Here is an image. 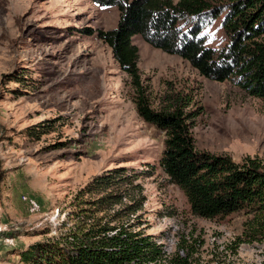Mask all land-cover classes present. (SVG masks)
Masks as SVG:
<instances>
[{
    "label": "rangeland",
    "instance_id": "1",
    "mask_svg": "<svg viewBox=\"0 0 264 264\" xmlns=\"http://www.w3.org/2000/svg\"><path fill=\"white\" fill-rule=\"evenodd\" d=\"M220 17L204 29L206 43L216 48L228 41ZM118 18L116 6L91 0H0V264H31L20 252L58 234L63 221L123 224L150 235L162 248L157 264L179 250H192L193 264H264V241L243 235L248 214L193 215L163 172L164 133L138 115L130 79L110 47L96 32H84L113 28ZM132 40L152 109L190 99L186 109L201 110L193 127L197 149L235 161L258 155L264 162L261 99L232 81L200 75L139 35ZM115 168L132 182L81 197ZM110 191L122 194L120 201L94 203ZM80 198L92 201L81 204L88 217L71 214ZM237 237L245 241L234 255Z\"/></svg>",
    "mask_w": 264,
    "mask_h": 264
},
{
    "label": "trees",
    "instance_id": "2",
    "mask_svg": "<svg viewBox=\"0 0 264 264\" xmlns=\"http://www.w3.org/2000/svg\"><path fill=\"white\" fill-rule=\"evenodd\" d=\"M91 1L102 7L116 6L119 11L115 27L84 32H96L110 47L130 79L138 115L164 133L160 166L169 181L182 190L191 213L213 219L243 210L249 216L243 231L245 239L264 241V162L258 155L235 161L226 153L197 149L193 127L201 110H187L190 99L168 110L152 109L137 65L139 49L132 40L139 35L152 47L188 61L200 75L220 82L232 81L264 104V0ZM218 17L228 41L216 48L206 43L204 29ZM30 134L38 136L37 131ZM130 182V174L115 168L82 190L81 197ZM121 195L110 191L94 203L108 205L120 201ZM80 199L71 214L87 216L90 210L81 204L92 201ZM60 226L58 234L46 236L20 252L21 259L31 264H157L162 256L160 244L150 235L133 232L123 224L109 226L95 221L84 226L63 221ZM243 241L236 238L230 246L232 254L237 253ZM191 251L175 252L166 264H193Z\"/></svg>",
    "mask_w": 264,
    "mask_h": 264
},
{
    "label": "built area",
    "instance_id": "3",
    "mask_svg": "<svg viewBox=\"0 0 264 264\" xmlns=\"http://www.w3.org/2000/svg\"><path fill=\"white\" fill-rule=\"evenodd\" d=\"M30 203L35 206V203L33 202V200ZM151 264H153V263H151Z\"/></svg>",
    "mask_w": 264,
    "mask_h": 264
}]
</instances>
